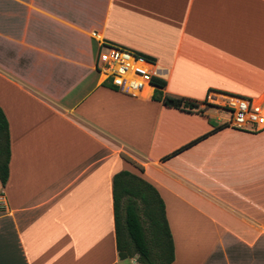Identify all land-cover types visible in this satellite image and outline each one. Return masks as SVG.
Returning a JSON list of instances; mask_svg holds the SVG:
<instances>
[{
    "label": "crops",
    "instance_id": "1",
    "mask_svg": "<svg viewBox=\"0 0 264 264\" xmlns=\"http://www.w3.org/2000/svg\"><path fill=\"white\" fill-rule=\"evenodd\" d=\"M100 42L196 106L104 85ZM226 94L264 107V0H0V264H131L115 249L119 170L162 199L170 264H264V127L221 120Z\"/></svg>",
    "mask_w": 264,
    "mask_h": 264
},
{
    "label": "trees",
    "instance_id": "2",
    "mask_svg": "<svg viewBox=\"0 0 264 264\" xmlns=\"http://www.w3.org/2000/svg\"><path fill=\"white\" fill-rule=\"evenodd\" d=\"M148 61L149 59L145 57ZM150 62V61H149ZM151 98L164 106L191 109L195 101L162 94L164 81L151 78ZM104 85L111 87L108 81ZM179 149L173 151L176 153ZM9 139L6 118L0 109V184L7 178ZM138 170L134 162L127 159ZM111 202L115 249L118 259L134 258L135 264H170L173 245L164 215L162 199L156 189L139 175L119 170L111 177Z\"/></svg>",
    "mask_w": 264,
    "mask_h": 264
},
{
    "label": "built area",
    "instance_id": "3",
    "mask_svg": "<svg viewBox=\"0 0 264 264\" xmlns=\"http://www.w3.org/2000/svg\"><path fill=\"white\" fill-rule=\"evenodd\" d=\"M92 36L99 38L96 33ZM96 53L95 68L110 86L132 96H146L154 89L151 78L155 77L149 61L132 51L116 46L103 47ZM101 46L103 48H101ZM220 109L229 115L228 125L238 130L258 131L264 127V107L251 99L236 95H220ZM3 198L0 194V209ZM134 261H131L133 264Z\"/></svg>",
    "mask_w": 264,
    "mask_h": 264
},
{
    "label": "rangeland",
    "instance_id": "4",
    "mask_svg": "<svg viewBox=\"0 0 264 264\" xmlns=\"http://www.w3.org/2000/svg\"><path fill=\"white\" fill-rule=\"evenodd\" d=\"M220 117V119L221 120H224V119H227L228 117H229V115L226 113V111H222V112H219V114H218ZM133 260H134V258H132ZM133 264H135V263H133Z\"/></svg>",
    "mask_w": 264,
    "mask_h": 264
}]
</instances>
